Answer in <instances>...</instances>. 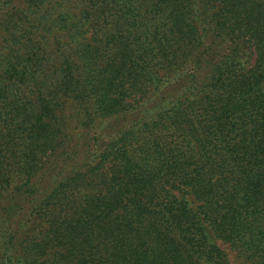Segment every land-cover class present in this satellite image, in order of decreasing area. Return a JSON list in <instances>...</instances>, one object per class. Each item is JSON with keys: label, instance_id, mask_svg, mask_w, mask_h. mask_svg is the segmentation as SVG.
Returning <instances> with one entry per match:
<instances>
[{"label": "trees", "instance_id": "1", "mask_svg": "<svg viewBox=\"0 0 264 264\" xmlns=\"http://www.w3.org/2000/svg\"><path fill=\"white\" fill-rule=\"evenodd\" d=\"M0 264H264V0H0Z\"/></svg>", "mask_w": 264, "mask_h": 264}]
</instances>
